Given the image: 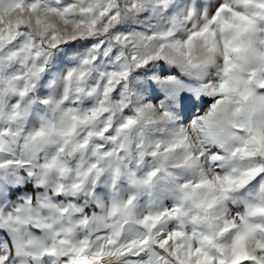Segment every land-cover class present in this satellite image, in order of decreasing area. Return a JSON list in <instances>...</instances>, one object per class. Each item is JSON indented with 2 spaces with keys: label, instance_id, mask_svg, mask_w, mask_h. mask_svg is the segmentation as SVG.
<instances>
[{
  "label": "rangeland",
  "instance_id": "obj_1",
  "mask_svg": "<svg viewBox=\"0 0 264 264\" xmlns=\"http://www.w3.org/2000/svg\"><path fill=\"white\" fill-rule=\"evenodd\" d=\"M0 264H264V0H0Z\"/></svg>",
  "mask_w": 264,
  "mask_h": 264
}]
</instances>
